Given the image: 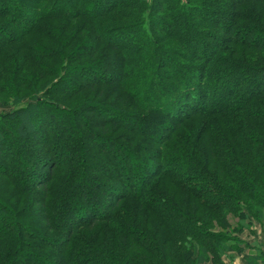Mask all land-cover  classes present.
<instances>
[{
	"label": "trees",
	"instance_id": "obj_1",
	"mask_svg": "<svg viewBox=\"0 0 264 264\" xmlns=\"http://www.w3.org/2000/svg\"><path fill=\"white\" fill-rule=\"evenodd\" d=\"M0 103V264H205L264 228V0H0Z\"/></svg>",
	"mask_w": 264,
	"mask_h": 264
},
{
	"label": "rangeland",
	"instance_id": "obj_2",
	"mask_svg": "<svg viewBox=\"0 0 264 264\" xmlns=\"http://www.w3.org/2000/svg\"><path fill=\"white\" fill-rule=\"evenodd\" d=\"M12 109H13V107L11 105L4 106L0 103V112H2L3 110L9 112ZM251 216L252 217L250 218L251 222H250L249 226L244 228V229H241L240 231L237 232L239 234L240 240H243L244 236L247 234L250 235L249 239H248L250 242L257 240V239L260 240L261 231L258 228V226H259V224H261V222L256 218V216H253L252 214H251ZM239 219L240 218L235 216L234 214L229 215L228 221H229L231 227L233 228L232 232L234 230L235 231L237 230L236 227L239 226L238 225ZM252 226L254 229L251 228ZM227 256H228V253L226 255H222L220 257H218L216 254H213V256H211L212 258L209 261H207L205 264H219V263L224 264V259L227 258Z\"/></svg>",
	"mask_w": 264,
	"mask_h": 264
},
{
	"label": "crops",
	"instance_id": "obj_3",
	"mask_svg": "<svg viewBox=\"0 0 264 264\" xmlns=\"http://www.w3.org/2000/svg\"><path fill=\"white\" fill-rule=\"evenodd\" d=\"M253 228V226L251 227ZM258 228L261 231V237L260 240H254L250 242L249 236L250 235H245L243 241L245 244L241 245L242 246V251L241 252H234L229 254L227 258L224 259V264H248V258L251 256H254L257 252V247H261L264 253V228L262 227V224H259ZM254 229V228H253ZM256 230V229H255Z\"/></svg>",
	"mask_w": 264,
	"mask_h": 264
}]
</instances>
